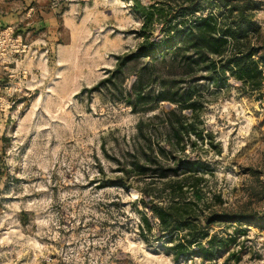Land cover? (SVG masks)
Listing matches in <instances>:
<instances>
[{
	"label": "rangeland",
	"instance_id": "1",
	"mask_svg": "<svg viewBox=\"0 0 264 264\" xmlns=\"http://www.w3.org/2000/svg\"><path fill=\"white\" fill-rule=\"evenodd\" d=\"M138 1L0 0V31H12L0 46V264H264L259 223L239 234L215 223L209 236L234 237L226 249L176 256L179 235L158 237L140 201L145 179L131 171L130 188L103 186L132 168L139 119L171 107L139 114L105 90L87 91L141 41L142 7L168 0ZM206 1L204 14L215 7ZM252 2L264 40V0ZM207 88L197 126L206 135L184 150L205 164L202 204L262 217L264 69L257 90L232 76Z\"/></svg>",
	"mask_w": 264,
	"mask_h": 264
},
{
	"label": "trees",
	"instance_id": "2",
	"mask_svg": "<svg viewBox=\"0 0 264 264\" xmlns=\"http://www.w3.org/2000/svg\"><path fill=\"white\" fill-rule=\"evenodd\" d=\"M171 1L142 7L137 32L141 41L133 50L117 55L115 66L87 91L105 90L113 101L139 114L163 103L171 106L139 119L132 168H123L124 176L103 186L128 189L129 173L136 172L145 179L140 201L156 216L158 237L179 235L172 245L176 256L213 258L234 237L209 236V227L233 223L239 234L241 225L264 227V216L216 211L202 204L205 178L200 170L205 164L199 156L190 159L184 150L186 144L194 148L206 135L197 126L209 83L218 86L232 76L252 91L261 87L264 40L253 19V0H212L215 7L205 14L202 0H180L175 6ZM155 22L161 25L158 37L153 36ZM129 74L135 79L124 87ZM142 219L149 230L151 222L146 216Z\"/></svg>",
	"mask_w": 264,
	"mask_h": 264
},
{
	"label": "built area",
	"instance_id": "3",
	"mask_svg": "<svg viewBox=\"0 0 264 264\" xmlns=\"http://www.w3.org/2000/svg\"><path fill=\"white\" fill-rule=\"evenodd\" d=\"M12 40V31L11 28L3 29L0 31V46L3 42Z\"/></svg>",
	"mask_w": 264,
	"mask_h": 264
}]
</instances>
